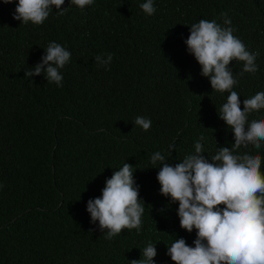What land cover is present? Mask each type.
<instances>
[{
  "label": "trees",
  "instance_id": "trees-1",
  "mask_svg": "<svg viewBox=\"0 0 264 264\" xmlns=\"http://www.w3.org/2000/svg\"><path fill=\"white\" fill-rule=\"evenodd\" d=\"M106 1L80 10L65 0V14L54 12L42 24L72 50L64 80L83 78L66 100L30 120L8 115L0 123V264H130L143 258L150 242L156 244L155 264H173L166 252L176 238L194 246L196 230L180 227L178 203L160 194V163L152 164L151 156L159 151L174 165L193 154L203 136L204 155L211 159L219 147H231L234 136L218 116L226 102L220 104L221 96L207 89L185 57L194 56L174 44L180 29L189 36L199 19H220L226 12L234 36L260 53L258 71L239 76L241 109L244 99L264 89V0H188L184 9L168 1L172 9H162L154 29L149 23L141 35ZM108 1L132 20L143 15L146 0ZM1 26L10 48L0 62V89L15 100L32 78L25 71L34 54L28 25L0 5V32ZM147 42L157 49L152 59L136 67L128 63L126 49ZM108 53L110 65L95 62ZM138 116L151 119L147 132L135 125ZM253 119H264V109L250 113ZM247 150L262 156L264 170V144ZM125 162L134 166L145 204L142 228L106 239L99 222H90L87 201L101 195L106 178Z\"/></svg>",
  "mask_w": 264,
  "mask_h": 264
},
{
  "label": "clouds",
  "instance_id": "clouds-1",
  "mask_svg": "<svg viewBox=\"0 0 264 264\" xmlns=\"http://www.w3.org/2000/svg\"><path fill=\"white\" fill-rule=\"evenodd\" d=\"M95 1L103 4L102 0H69V3L84 10ZM160 1V8L156 0L142 1L143 15L132 20L128 13L121 12L108 0L106 7L115 9L123 19L133 23L139 32L137 35H141L149 23L154 29L162 9L171 8L168 1H174L179 9H184L188 0ZM64 4L65 0H0V5L12 14L13 19L28 25L29 48L34 54L31 67L25 71V78H32L15 100L0 89V123L8 115L27 121L43 107L61 105L82 81L83 78L64 80L72 50L66 43L55 41L50 31L42 27L54 12L58 16L65 14ZM220 16V19H199L191 25L189 36L180 29L174 44H180L184 56L186 51L194 56V61L185 57L207 89L221 96L220 104L226 102L218 116L232 130L234 143L231 147H219L209 159L204 155V137L201 136L194 145V153L174 165L166 162L159 151L151 156L152 164L160 163L156 176L160 194L170 197V203H178L180 227L188 233L196 230L194 246H189L184 238H176L167 247L166 255L173 264H264L262 156L247 150L250 145L259 150L264 144V119L249 121L250 113L264 109V89L244 99L243 109L239 89L243 81L239 76L258 71L255 61L260 53L250 52V45L234 36L235 25L226 12ZM112 47L115 48L113 43ZM9 48L7 32L1 26L0 62ZM132 49L130 53L126 49V58L135 67L142 60L150 61L157 50L148 42L145 47L132 45ZM112 58V53L106 57L97 55L95 62L107 66ZM3 76L0 71V78ZM134 123L147 132L152 121L138 116ZM133 167L125 162L106 178L101 195L87 201L90 222L94 225L99 222V230L106 239H112L124 229H136L137 234L141 231L145 204L139 196ZM155 245L150 242L143 249V258L133 259L130 264H155Z\"/></svg>",
  "mask_w": 264,
  "mask_h": 264
}]
</instances>
